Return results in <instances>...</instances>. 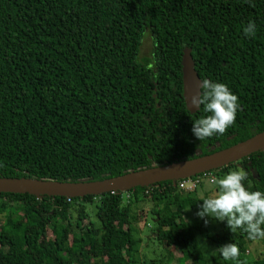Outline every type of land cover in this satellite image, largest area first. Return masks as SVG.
<instances>
[{
    "label": "trees",
    "instance_id": "1",
    "mask_svg": "<svg viewBox=\"0 0 264 264\" xmlns=\"http://www.w3.org/2000/svg\"><path fill=\"white\" fill-rule=\"evenodd\" d=\"M249 21L254 37L243 33ZM145 30L152 50L139 60ZM185 47L201 79L238 97L223 135L200 141L191 131L207 113L186 108ZM153 59L155 81L145 69ZM263 130L264 0H0V176L100 180L209 154ZM238 166L245 187L264 192V150L186 178L198 180L192 190L178 179L75 198L0 192V264H141L132 209L140 199L153 202L151 239L187 264H264V246L251 255L243 230L213 218L220 228L208 232L185 219L216 190L210 175ZM197 233L217 248L236 243L238 261L217 251L221 262H208Z\"/></svg>",
    "mask_w": 264,
    "mask_h": 264
},
{
    "label": "clouds",
    "instance_id": "2",
    "mask_svg": "<svg viewBox=\"0 0 264 264\" xmlns=\"http://www.w3.org/2000/svg\"><path fill=\"white\" fill-rule=\"evenodd\" d=\"M256 24L249 21L243 27L246 37H254ZM157 61L153 59L145 65V69L152 72L155 81L159 73L155 72ZM190 104L199 110L201 106L207 115L192 121V133L198 140H204L214 134L223 135L235 123L239 108L238 97L233 94L224 83L201 79L200 91L190 97ZM247 179L244 170H229L222 177H212L210 183L216 185V190L203 202L195 215L204 220L226 221L231 232L243 230L249 240L264 239V192L251 191L245 187L243 181ZM189 210V209H188ZM187 211V210H186ZM225 261L237 262L240 249L236 243H227L215 249Z\"/></svg>",
    "mask_w": 264,
    "mask_h": 264
},
{
    "label": "water",
    "instance_id": "3",
    "mask_svg": "<svg viewBox=\"0 0 264 264\" xmlns=\"http://www.w3.org/2000/svg\"><path fill=\"white\" fill-rule=\"evenodd\" d=\"M182 89L186 108L197 109L190 104V97L200 91L201 78L194 68L191 49L185 47L181 57ZM264 150V130L226 148L190 159L168 162L151 167L130 170L124 174L100 180H55L36 177L0 176V192L28 193L39 196L66 198L126 192L137 186H148L161 181L184 179L226 166L248 155Z\"/></svg>",
    "mask_w": 264,
    "mask_h": 264
},
{
    "label": "rangeland",
    "instance_id": "4",
    "mask_svg": "<svg viewBox=\"0 0 264 264\" xmlns=\"http://www.w3.org/2000/svg\"><path fill=\"white\" fill-rule=\"evenodd\" d=\"M152 50V39L149 30H145L141 45L139 48L138 59H149ZM242 168L238 166V170ZM243 170V169H242ZM212 178V175H210ZM210 185H212L210 183ZM123 194H126L125 192ZM153 202L150 199H140L133 206V212L136 214L137 222H135L136 227L139 229V236L141 237V246H140V254L139 259L141 264H150V259L158 260L160 258L166 261V264H187L188 259L185 258L181 253H179L173 246H167L164 243L156 242L152 240L151 237L153 234V224L151 220L153 216L150 214V208L152 207ZM199 209H187L185 212V219L190 223H202V228L207 230L208 232H214L218 230L219 224L215 222L213 219H209L207 225H205L204 220L197 217L195 213ZM0 218L3 219V214H0ZM92 219H94L91 216ZM87 219L83 220V223H87ZM197 232V231H196ZM48 236L52 237L50 230L48 231ZM198 242L201 245L202 250L205 252L206 258L208 262H221L220 258L215 250L216 245L207 238H204L197 233ZM264 244L262 242H251L248 246L247 251L251 255H256L255 248L261 249ZM255 252V253H254ZM169 253H172L173 257L168 259Z\"/></svg>",
    "mask_w": 264,
    "mask_h": 264
},
{
    "label": "built area",
    "instance_id": "5",
    "mask_svg": "<svg viewBox=\"0 0 264 264\" xmlns=\"http://www.w3.org/2000/svg\"><path fill=\"white\" fill-rule=\"evenodd\" d=\"M198 183V180L182 179L178 182V187L186 190H192L195 185Z\"/></svg>",
    "mask_w": 264,
    "mask_h": 264
}]
</instances>
